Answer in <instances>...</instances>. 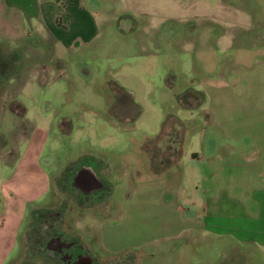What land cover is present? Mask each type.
I'll return each instance as SVG.
<instances>
[{
    "label": "rangeland",
    "instance_id": "obj_1",
    "mask_svg": "<svg viewBox=\"0 0 264 264\" xmlns=\"http://www.w3.org/2000/svg\"><path fill=\"white\" fill-rule=\"evenodd\" d=\"M83 1L94 16L93 37L83 46L44 42L46 30L27 37V45L0 37V195L16 214L6 217L5 231L7 205L0 204V236L16 240L10 253L0 250V264H70L76 258L66 250L76 246L94 264H264L262 247L197 236L178 171L196 148L194 129L216 87L243 79L252 89L244 106L264 98V0ZM5 22L0 12V28ZM115 96L120 109L111 113ZM57 136L56 158L85 154L77 164L89 160L106 192L80 198L58 182L55 192L53 184L45 189L44 156L32 155L40 144L39 152L53 147ZM161 143L172 147L171 173L162 178L147 169L149 162L161 170ZM32 161L43 169L28 174L37 181L28 184L40 182L30 187L18 177Z\"/></svg>",
    "mask_w": 264,
    "mask_h": 264
},
{
    "label": "crops",
    "instance_id": "obj_2",
    "mask_svg": "<svg viewBox=\"0 0 264 264\" xmlns=\"http://www.w3.org/2000/svg\"><path fill=\"white\" fill-rule=\"evenodd\" d=\"M2 4L3 8L0 12L6 22L0 28L3 31L0 37L11 39L16 44H26L32 35L41 38L42 30L47 31V36L41 39L42 41L48 43L53 39L68 49L75 45L83 46L93 37L91 32L94 28V16L87 12L83 0H4ZM12 17L15 19L14 22ZM248 23L251 25L254 22L249 21ZM9 29L13 30V33H9ZM61 30L63 32H60ZM64 32L67 34L64 35ZM243 82V79L238 82V79L230 78L225 88L216 87L218 94L217 92L211 93V101L206 100V107H204L206 118L200 127L194 129L197 134L195 136L196 148L193 152H189L190 155H186L184 163L178 166L179 189L183 200L191 207L185 208L188 212L185 214L186 217H191L189 212L195 207L193 220L200 225L198 237L219 239L226 236L234 244L256 249L264 248V115L260 113L264 110V98L258 101L249 99L248 107L244 106L241 101L249 97L252 89L242 87ZM117 109L119 110L120 106L116 99L114 110ZM238 113L242 114V118L233 117ZM62 125L66 130L71 129L70 125L63 123ZM168 130L167 133H171V128ZM180 136L183 144L185 137L181 131ZM51 141L54 148L50 145V149L45 153L39 152L42 147L40 144L38 153L35 151L32 157L40 160L41 154L44 156L42 160L47 165L48 173H52V176L45 173V189L53 184L54 190L52 191L55 192L59 175L70 163L79 161L85 154L75 152L62 158H56L54 150L61 142V138L57 136ZM37 143L34 144L35 149L39 147ZM162 145H165L166 150L161 148ZM31 146L32 144L26 145L23 152L25 158V152ZM159 146L158 164L161 170H153L149 162L147 169L150 174L162 178L171 173V170L167 171V168L170 167L172 159V147L165 143ZM23 155H18L20 160ZM25 165L27 167L20 168L19 180L30 187L38 185L40 182L28 184V182H37L28 174L32 170L42 172L43 168L36 167V161H32L31 164L25 163ZM185 183H187V188L189 186L192 188L191 193H185ZM63 185L65 186L62 187L69 188L80 198H93L95 197L93 194L102 189V180L93 164L86 160L77 164L72 176L64 181ZM4 190L7 192L8 188ZM9 200L5 192L0 195V204L5 202L7 205V212L4 215L5 224L7 219H11V214L13 217L16 215L13 209L8 211ZM50 204H52V198L40 208L49 207ZM99 208L101 207H98V210ZM180 212L184 214L182 208H179ZM27 216L24 220L23 234L26 231ZM21 217L22 215H20V222ZM10 222L8 221L5 231L10 232ZM6 225L1 229H4ZM14 246H16L15 236H11L10 233L0 236V250L5 249L6 252L9 250L10 253ZM67 248L69 247H63V249ZM76 252L82 255L78 254L70 264H94L92 256L87 255L89 252L80 246Z\"/></svg>",
    "mask_w": 264,
    "mask_h": 264
},
{
    "label": "trees",
    "instance_id": "obj_3",
    "mask_svg": "<svg viewBox=\"0 0 264 264\" xmlns=\"http://www.w3.org/2000/svg\"><path fill=\"white\" fill-rule=\"evenodd\" d=\"M5 61L4 60H2V58L0 57V71H4V67H6L5 66ZM115 100H116V96H115V99H112V102L109 104V111L111 112V113H114V107H115ZM158 151V150H157ZM76 166H77V161L76 162H72V163H70L65 169H64V171L59 175V177L57 178V182H58V184L60 185V184H62L64 181H67V179L70 177V176H72V174H73V172H74V170H75V168H76ZM64 189V188H63ZM102 191H105V184H104V182H102V189L99 191V192H96L95 194H93L94 196H96V195H98V196H100V194H103L102 193ZM106 192V191H105ZM83 198H87V197H83ZM46 239V238H45ZM45 239H43V245L45 246V244H46V240ZM43 246V247H44ZM78 247L76 246V247H72V248H70V249H67L66 250V252L67 251H69L70 252V254H72V256L74 257V258H76L77 257V255L78 254H80V252H76V249H77Z\"/></svg>",
    "mask_w": 264,
    "mask_h": 264
}]
</instances>
